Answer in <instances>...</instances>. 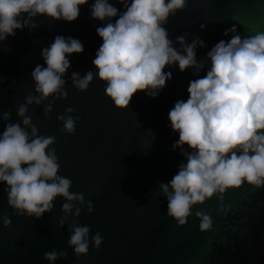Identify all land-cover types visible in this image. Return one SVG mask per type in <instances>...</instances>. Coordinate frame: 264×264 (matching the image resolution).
Masks as SVG:
<instances>
[{"label": "water", "instance_id": "water-1", "mask_svg": "<svg viewBox=\"0 0 264 264\" xmlns=\"http://www.w3.org/2000/svg\"><path fill=\"white\" fill-rule=\"evenodd\" d=\"M93 3L88 0L80 6L74 22L36 17L39 28L16 30L14 37L0 42V134L7 123L23 126L18 106L28 95H38L31 72L36 65H44L42 49L57 35L82 42L83 53L68 57L67 98L56 100L48 117L43 108L52 97L40 105H28L26 115L39 135L55 137L51 147L60 163L58 175L69 178L70 192L83 193L94 208L89 214L85 205L78 218L73 209V215L59 227L64 216L61 207L67 202L62 197L40 219L20 216L7 203V185L0 183V217L12 221L4 228L0 220V264H264V188L257 190L245 183L227 191L222 203L214 196L194 206L184 226L167 216V200L159 190V183H167L179 165L186 163L180 150L172 148L179 134L172 132L168 112L176 101L187 100L189 82L206 75L210 61L198 75L191 68L181 72L178 65L166 67L172 79L159 95L153 99L138 92L125 110L114 106L104 94L106 84L95 76L88 90L80 92L72 86L71 73L83 76L97 71L92 60L102 39L96 28L108 22L91 17ZM109 3L123 11L117 0ZM233 25L242 38L264 32V0H187V7L163 26L174 42L185 33L188 43L199 36L205 43L196 48L200 61L217 42L231 38V33L224 36V32ZM69 107L74 109L73 117H80L72 135L62 132L63 122L57 120ZM4 112L11 114L9 121L3 120ZM220 207H226L227 214L219 212ZM196 211L211 216V231H200ZM73 219L79 226L90 227V241L97 232L101 234L99 249L90 243L87 256H75L67 244ZM49 251H65L67 256L49 262L43 258Z\"/></svg>", "mask_w": 264, "mask_h": 264}, {"label": "clouds", "instance_id": "clouds-1", "mask_svg": "<svg viewBox=\"0 0 264 264\" xmlns=\"http://www.w3.org/2000/svg\"><path fill=\"white\" fill-rule=\"evenodd\" d=\"M123 5L119 11L109 0H94L91 17L108 22L96 28L102 44L92 64L97 70L83 76L72 72V86L80 92L88 90L94 76L106 84L104 94L119 110L130 105L133 96L144 92L156 98L172 79L166 67L178 65L184 72L191 68L198 75L207 68L206 75L189 82L187 100H178L168 112L173 133L179 139L172 145L179 149L186 163L167 182L159 183V190L167 200V216L178 226H184L193 215L194 206L203 205L214 196L223 202L224 194L239 189L243 184L259 190L264 188V32L242 38L233 25L225 30L229 40H220L205 59L198 61L196 48L205 43L195 36L187 42V33L169 39L163 26L170 16L187 7V0H117ZM88 0H0V42L14 37L16 30L29 31L40 27L36 17L53 21L74 22L80 15V6ZM119 17L112 22V18ZM201 30L205 25H200ZM179 45V48L174 46ZM84 46L71 36L57 35L42 49L44 65H36L31 72L34 91L25 103L18 106L21 123H7L0 134V183L7 187V203L20 216L42 218L50 213L54 202L62 197L64 216L59 227L73 215H81L87 207L91 214L92 203L86 202L83 193H72V181L58 175L60 163L54 147V136L38 134V129L27 116L28 105H44L46 117L56 100L66 99L64 90L66 73L71 67L68 57L81 54ZM71 107L57 120L63 122L62 132L75 134L79 116L73 117ZM4 121L11 119L9 112L2 114ZM30 129V132L29 130ZM187 146V149L185 148ZM80 207H76V205ZM219 212L227 214L226 207ZM201 232L211 231L212 218L205 211H196ZM3 227L11 226L8 216L0 217ZM71 233L67 244L76 257L87 256L89 245L99 249L103 238L99 232L89 240L90 227L79 226L77 219L69 225ZM65 251L45 252L43 258L54 262L66 257Z\"/></svg>", "mask_w": 264, "mask_h": 264}]
</instances>
